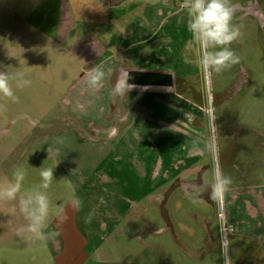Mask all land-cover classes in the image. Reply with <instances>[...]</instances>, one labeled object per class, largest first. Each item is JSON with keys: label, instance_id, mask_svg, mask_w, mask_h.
Here are the masks:
<instances>
[{"label": "rangeland", "instance_id": "rangeland-1", "mask_svg": "<svg viewBox=\"0 0 264 264\" xmlns=\"http://www.w3.org/2000/svg\"><path fill=\"white\" fill-rule=\"evenodd\" d=\"M181 2L129 0L118 18L119 5L105 0H0V71L23 72L30 81L22 88L12 81L18 102L0 97L7 109L0 112V184L23 168L22 193L31 192L40 172L53 168L48 196L76 213L91 264H251L254 258L264 264V253L248 245L264 248V235L231 229L224 254L216 201L211 194L212 201L196 200L174 179L189 166L185 172L199 169L210 184L216 159L230 176L223 163L234 154V174L260 186L264 196V0H231L241 31L231 48L239 63L210 75L198 63ZM95 67L105 76L93 89L87 79ZM130 69L171 72L176 86L114 95L120 74ZM190 174L179 180L189 181ZM73 194L83 202L80 210L71 204ZM224 204L232 228L225 197ZM193 208L211 219L217 251L208 250ZM154 213V220L144 219ZM254 213L263 228L264 211ZM55 217L46 231H54ZM26 223L18 200L0 201V264H55L58 237L44 242L18 234Z\"/></svg>", "mask_w": 264, "mask_h": 264}, {"label": "clouds", "instance_id": "clouds-1", "mask_svg": "<svg viewBox=\"0 0 264 264\" xmlns=\"http://www.w3.org/2000/svg\"><path fill=\"white\" fill-rule=\"evenodd\" d=\"M180 9L187 13V29L192 34L194 42L198 45V63L205 74L222 73L230 70L239 63V57L232 50L231 45L236 42L241 31L239 26L233 23L234 8L231 0H182ZM105 73L99 67L92 68L88 73L87 83L95 89L100 86ZM128 73H121L114 85L113 94L116 96L126 95L134 85L129 84ZM15 80L16 87L22 88L30 84L25 78V73H18L15 77L0 71V97L13 102H18L12 81ZM6 107L0 104V112L6 111ZM208 116L214 123L216 117L213 108H209ZM207 149L216 156V144L210 140ZM26 172L18 168L13 173V178L0 184V201H17L19 211L27 221L25 226L18 230L19 233H28L31 239L47 242L59 236V232H48L49 218L51 215L61 216L64 209L55 206L48 196V189L53 181V168H46L40 172L41 183L37 189L22 193L23 182ZM232 178L221 170L218 159L214 163L211 181V198L222 202L225 194L230 190ZM197 192L203 189L196 185H186ZM71 204L76 210H80L83 202L73 194ZM91 218L85 219L90 223Z\"/></svg>", "mask_w": 264, "mask_h": 264}, {"label": "crops", "instance_id": "crops-1", "mask_svg": "<svg viewBox=\"0 0 264 264\" xmlns=\"http://www.w3.org/2000/svg\"><path fill=\"white\" fill-rule=\"evenodd\" d=\"M109 4L113 3L116 5H119L117 7L118 11V18L120 17L119 12L129 8L131 5L128 4L129 0H105ZM120 8V9H119ZM108 16H106L107 18ZM109 19V17L107 18ZM127 31V30H126ZM133 30H131L132 32ZM125 33H128L125 32ZM91 34V33H89ZM118 37L120 36L117 35ZM94 43L100 47L101 50L104 51L107 50L106 47L103 46V41L100 42L98 39L94 38ZM116 40V39H115ZM143 41V40H141ZM111 42V41H110ZM75 43V42H74ZM112 43V42H111ZM111 43H108V48L110 47ZM102 51V52H103ZM108 52V50H107ZM115 52H118V49H115ZM114 53H110V55L106 56L108 58H111ZM126 60V58H125ZM171 73V72H170ZM173 74V73H172ZM174 77V74H173ZM174 86H176L175 83V77H174ZM156 89V88H155ZM157 89H168L172 90L169 88H157ZM232 159H229V161L223 163V166L227 167L228 174L232 178V184L230 186V190L225 194V199H226V207H227V213H228V218L232 223V230L233 232L235 229L240 230L242 232L241 235L243 236H253V235H264V227L261 228L259 224V219H255V213L254 211L258 212L260 210L264 211V196L260 197V192L258 189L260 186L257 184H254V182H245L244 175H241V178L239 177L238 173L234 174V169H237L238 167L236 164H234L233 159H234V154H230ZM230 155H228V158H230ZM227 156V154L225 155ZM189 166H184L182 167V170L179 171L176 170V174L174 176V179H177V183L185 189V192L188 190L193 191L197 198L196 200L200 202L204 201H212L209 198V194H211V188L209 187V182L206 180L204 181V178H202V172L199 169H191L193 173L190 174V172H185L189 168ZM191 175L192 178L189 181L185 180H179L180 177L184 176L183 178H187V175ZM179 180V181H178ZM186 185H196L199 188L203 189L202 191L197 192L195 189L192 187H185ZM263 194V193H262ZM158 199V198H157ZM258 210V211H257ZM192 212L195 213V216L199 217L201 216L202 218V223L201 227L204 231V235L207 236L209 239H207V242L211 243V247L209 246L208 250H216L217 251V246L213 245L216 241V239L212 235V231L210 228V223L211 219L209 221L206 219V217H203V215L200 213L199 209H194ZM156 213L152 214L151 217H144V219L147 220H154L156 217ZM162 216L168 220V226L172 228V223L169 218L168 212L165 210L162 212ZM76 213L72 211V209H67L63 211L61 216H56L53 221L51 222V227L53 228L54 231L59 232L58 240H59V247L57 249V253H55V258H54V263L55 264H91L89 260H87V253L85 252V247H86V239L83 235L80 234L79 228L77 226V221H76ZM205 221V222H204ZM204 222V223H203ZM255 226V227H254ZM159 230V228L156 230ZM247 230V233H246ZM172 231V230H171ZM245 231V232H244ZM206 242V239H204ZM236 241V237L234 238V233L232 234V243H231V252L232 256L234 253L237 251V249L234 246V242ZM249 247L255 250L257 247L259 252L264 253V248L260 247V243L256 246H252L251 241L249 240L248 242ZM152 250H159V247L155 244L149 245ZM262 246V245H261ZM169 247V246H168ZM167 247V248H168ZM124 248V247H123ZM200 254V253H199ZM219 254V253H218ZM201 257H205L204 255H201ZM249 256V253H248ZM243 257H247V255H243ZM251 257V256H249ZM256 258L252 260L251 264H258L259 262H255ZM264 263V262H263ZM174 264V263H171ZM204 264H211V262H206Z\"/></svg>", "mask_w": 264, "mask_h": 264}, {"label": "water", "instance_id": "water-1", "mask_svg": "<svg viewBox=\"0 0 264 264\" xmlns=\"http://www.w3.org/2000/svg\"><path fill=\"white\" fill-rule=\"evenodd\" d=\"M130 79L129 84L140 89L169 88L174 87V77L170 72L143 71L138 69L127 70Z\"/></svg>", "mask_w": 264, "mask_h": 264}, {"label": "built area", "instance_id": "built-area-1", "mask_svg": "<svg viewBox=\"0 0 264 264\" xmlns=\"http://www.w3.org/2000/svg\"><path fill=\"white\" fill-rule=\"evenodd\" d=\"M216 207V217L219 224V244L221 251L225 254V251L228 246V234L232 228L226 220L224 200L219 203L216 201Z\"/></svg>", "mask_w": 264, "mask_h": 264}]
</instances>
